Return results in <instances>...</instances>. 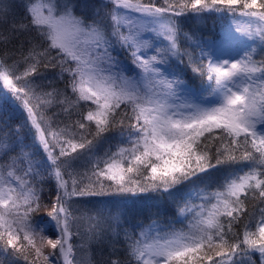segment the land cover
Returning <instances> with one entry per match:
<instances>
[{"label": "snow or ice", "instance_id": "1", "mask_svg": "<svg viewBox=\"0 0 264 264\" xmlns=\"http://www.w3.org/2000/svg\"><path fill=\"white\" fill-rule=\"evenodd\" d=\"M109 4L110 33L97 18L99 11L89 15V6L79 0H21L23 14L18 23L13 20L11 31L32 35L18 49L19 59H0V124L8 129L0 136L5 157L0 163V252L20 255L25 264H78V248L107 238L111 252L101 264H246L254 253L264 258V207L248 208L249 199L264 205V56L257 60L245 51L239 59H209L192 69L207 81L199 88L168 79L159 67L179 55V23L173 17L239 13L249 23L237 32L264 41V0H164L163 6L155 0H107L104 7ZM15 7L14 0H0V24L8 22ZM132 12L151 21V30L167 41L165 48L147 56L153 48L141 39L147 26L134 21ZM112 38L131 50L139 80L111 74ZM185 38L192 39L187 33ZM42 69L57 70L60 79L67 74L75 100L53 81L45 84ZM81 102L87 111L77 113L71 124L54 127L45 119L53 105L70 114ZM17 108L23 119L15 117ZM117 127L122 135L127 131L125 143L97 156V142ZM25 129L34 130L45 161L34 160L23 147L11 155L10 141H18ZM80 161L83 172L74 170ZM240 163H246L245 170H231ZM219 166L229 171L216 190L199 188L195 195L203 203L192 204L190 193L180 209L192 214L187 231H162L153 227L155 221L138 233L122 229V257L117 228L122 219L128 223L127 212L110 213L111 223L103 229L99 212L85 217L74 207V197L172 195ZM46 177L56 185L49 204L40 195Z\"/></svg>", "mask_w": 264, "mask_h": 264}, {"label": "trees", "instance_id": "2", "mask_svg": "<svg viewBox=\"0 0 264 264\" xmlns=\"http://www.w3.org/2000/svg\"><path fill=\"white\" fill-rule=\"evenodd\" d=\"M16 5L14 11L9 15L8 22L0 24V59H7L8 63H12L13 59H19V51L21 44L26 42L32 34H18L13 35L11 28L12 22L15 20L17 23L20 21V18L23 14V9L19 6L21 0H14ZM79 3L82 5H88L87 11L89 15H92L96 11H99L100 15L98 19H102L104 24L108 26L107 30L111 32V21L106 16V13L110 10L111 5L104 7L107 3V0H79ZM155 3L158 6L164 5V0H155ZM79 13V10L77 12ZM244 16H241L239 13H229L226 11H204L200 14L186 12L182 17H173L174 20H177L179 23L178 28V49L180 55V63L178 72L180 73V78L185 82V84L199 88L203 84H207V81L204 80L198 73H193L192 69L197 65L207 64L208 60H215L218 48L221 44L219 40L221 38L224 27L235 19H240ZM185 33L189 34L192 39H186ZM27 44L25 43V48ZM264 47V41L259 40L256 42L255 50L253 52L254 58L259 60L264 56V53H261V48ZM203 50V54H202ZM215 56V58H214ZM46 77L44 83L46 84L48 80L53 81L54 87L64 92L71 99L75 100V97L72 96L71 88L68 87V76L65 74L64 79H60L57 76V70L47 69L43 70ZM2 84H0V92H3ZM206 95V94H205ZM84 102H81L79 108L73 107L70 114H66L61 111L60 106L53 105L50 108H47L44 112L45 119L51 120L53 126L64 127L65 125L71 124L73 121L77 120L79 116L77 113L86 112V107L83 106ZM15 117L18 119H23L25 113L22 109L17 108L15 111ZM13 129L16 128V123L13 121L10 125ZM8 129L4 127L3 124H0V136H3V133ZM127 137V131L121 134V129L119 127L113 129L112 131L105 134V136L99 140L95 146L94 152L97 156H102L105 151L111 150L116 151L118 146H122ZM91 139V137H89ZM15 147V152H12L11 155H16L21 151L23 147L24 151L29 153H34V160L36 161H45L46 153L44 152L42 146L34 141V130H23L18 141H10ZM19 144V146H17ZM58 151V150H57ZM5 160L4 154L0 151V163H3ZM215 161H213L214 163ZM84 162L80 161L74 165V170L77 172L85 171L83 166ZM246 163H240L238 165H233V171L245 170ZM227 166H219L217 169L210 170L209 174H202V179L196 181L195 185H189L187 187H180L178 190L174 191L172 195H160L157 193H142V194H122V195H110L113 196V210L110 212L115 215L117 211H126L128 223L125 224L123 219L121 220V225L117 228V231L120 233L119 241L116 244V247L119 249V255L123 256V231L122 229H127L130 233L135 231L138 233L141 227L146 228L148 225L152 224L153 221H160L163 226L167 227L169 230L176 231L183 230L187 231V225H189L192 220L191 213L180 212V209L184 207V203L189 199V194L191 193V203L199 205L203 203L195 195V191L199 188H204L206 192L215 191L220 183L223 182V178L228 174ZM67 179V177H65ZM42 191L40 193L41 200L44 204H49L54 200L56 195V185L55 181L52 179L45 178L43 183ZM148 195L153 199H149ZM84 197L75 198L76 201L74 207H82ZM153 200V201H152ZM152 201V202H151ZM151 202V203H150ZM138 203V204H137ZM258 209L259 207H264V205H259L258 202H254L251 199L248 201L249 211L253 210V207ZM181 214V217H180ZM40 216H44V213H40ZM93 216L91 214L84 215ZM95 217V216H93ZM180 219H183V223H180ZM100 227L103 229H108L109 224V214H105L98 218ZM137 225V227H133ZM115 226V225H113ZM88 227L87 222L84 223L82 231L86 230ZM84 251V261L88 264H101V262L109 257L111 252V245L107 238L103 242H89L87 247H83ZM264 258L260 257L259 253H254L250 260L246 261V264H262ZM0 261H3L4 264H25V261L20 255H9L8 252H0Z\"/></svg>", "mask_w": 264, "mask_h": 264}, {"label": "rangeland", "instance_id": "3", "mask_svg": "<svg viewBox=\"0 0 264 264\" xmlns=\"http://www.w3.org/2000/svg\"><path fill=\"white\" fill-rule=\"evenodd\" d=\"M5 3H7V0H4ZM131 18L134 21H137L142 26L141 28V39L143 41L149 42L153 45L152 49L147 50V56H151L155 54L156 48H165L167 46V41L163 40V37L158 35L157 32L152 31L151 28L153 27L151 21L149 19H145L140 17V14L138 13H129ZM249 23V18L242 17L240 19H235V21L229 22L223 29L221 38L219 40L218 44H221L218 48L216 58L215 60H234L239 59L245 51H249L253 54L255 50L256 42H259L258 36H249L244 31L237 32V28L246 29L247 25ZM155 27L158 28V25H155ZM253 28H255V25L253 24ZM125 34H127V27H124L122 29ZM130 49L121 47V45L116 41L115 38H112L111 40V47L109 48V52L114 57V67L110 68L111 74H118L122 73L124 76L127 77H134L138 80L140 79L141 70L137 68L132 63V56L130 55ZM179 63H180V55H170L166 63L159 65L162 72H164L165 76H167L168 79H175L180 78V73L178 72L179 69ZM105 69H109V65H103ZM106 75L108 72L105 73ZM3 88V86H2ZM178 93L181 95V98L183 99V89L178 90ZM211 99V98H209ZM179 102V101H178ZM78 198L74 197L73 199ZM149 199H153L151 196L148 195ZM113 196H104V197H84L83 200V206L77 207V215H87L91 214L93 216H97V213H100L101 216H104L105 214H110V212L113 210L114 204H113ZM153 201V200H152ZM151 201V202H152ZM150 202V203H151ZM138 204V203H137ZM181 217V214H180ZM180 223H183V219H180ZM154 228H157L162 231H176L169 230L167 227L163 226L160 221L156 222L153 225ZM147 228V227H146ZM188 228V225H187ZM76 243H79L77 240ZM87 247V244L85 245ZM76 259L78 264H88L86 261H84V251L83 247L78 248L76 251Z\"/></svg>", "mask_w": 264, "mask_h": 264}]
</instances>
